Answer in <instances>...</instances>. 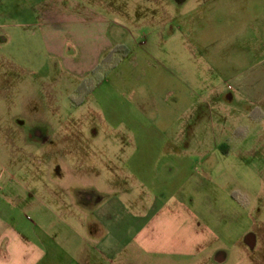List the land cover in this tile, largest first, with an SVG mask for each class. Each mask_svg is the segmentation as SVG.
<instances>
[{
	"label": "rangeland",
	"instance_id": "374dc122",
	"mask_svg": "<svg viewBox=\"0 0 264 264\" xmlns=\"http://www.w3.org/2000/svg\"><path fill=\"white\" fill-rule=\"evenodd\" d=\"M6 1L0 3L3 180L20 194H56L74 214L36 208L27 223L42 215L43 231L68 250L72 264H264V116L248 115L256 107L229 80L261 63L264 42L255 33L264 38V19L246 22L235 9L231 20L225 11L243 2L258 19L264 0H63L89 14L84 26L75 17L56 29L63 32L56 41L79 45L81 62L96 56L97 19L111 25L114 47L85 78L67 74L50 56L55 32L47 7L36 17L17 0ZM255 69L245 78L252 80ZM197 82L219 84V97ZM182 97L186 107L178 110ZM238 128L245 138H236ZM167 143L185 151L169 155ZM145 181L171 191L187 181L181 198L197 201L218 242L194 257L150 253L132 242L137 218L157 198ZM162 194L159 201L169 197ZM99 200L115 206L121 227L116 215L99 213Z\"/></svg>",
	"mask_w": 264,
	"mask_h": 264
},
{
	"label": "crops",
	"instance_id": "0c3cea01",
	"mask_svg": "<svg viewBox=\"0 0 264 264\" xmlns=\"http://www.w3.org/2000/svg\"><path fill=\"white\" fill-rule=\"evenodd\" d=\"M6 2L9 1L7 0ZM17 2L19 9L30 10L31 14L33 13L36 17L41 7L48 8L47 14L50 13V19L48 21L52 24L50 27L53 28L55 32L50 35L51 38L49 41H55L51 42L49 53L51 57H55L59 60L63 70L67 74H72L76 78L87 77L89 74L95 72L101 60L109 54L114 47L111 40L107 38L111 25L102 18L97 19L98 22L95 25L100 34L98 39L101 42H96L97 49L94 53L96 56L92 62L89 61L90 64L83 61L81 62L83 57L79 45H74V43L72 44L69 40L64 43L59 40L56 41L63 33L56 29L59 26L70 27L76 22V20H74L75 17L79 18L76 23L79 25L83 24V26L86 25L88 23L86 22L88 21L86 17L89 16L86 8L75 5V3L67 8V5H63V0H17ZM0 3H2L3 7L7 6L5 0H0ZM235 5L236 8H234L232 4L227 5L225 8L231 20L233 19V15L235 16L233 13L235 9L239 11L242 10L241 16L246 22L251 23L255 20L261 21L262 18L264 19V10L263 14H260L261 17L259 18L261 19H257L250 12L251 7L248 4L242 2L236 3ZM202 6L203 5H200L197 10L200 11L205 9V7L203 6L204 8H202ZM216 9H218V7ZM196 17L199 18L198 15ZM256 32H258L255 33L256 40L264 42V38L262 37L263 32L258 28H256ZM70 46L74 48L73 51H70ZM254 69L255 68L252 70H243L229 80L235 81L234 83L240 91H238V93L239 96L243 98V102L252 104L256 107L254 111H252V114L249 112L248 115L251 117H259L261 106L264 105V53L261 63L259 62L256 67L258 73L251 76L253 78L252 80H250V77L245 78V76H248ZM180 70L181 69L178 71L179 74H181ZM178 80L179 82L176 84L178 87V95L180 93L184 95L187 89L186 84L182 81L180 82V77H178ZM197 83L196 88L204 91L206 90V92L210 91L215 97H219L221 93L219 91V87H221L219 84ZM225 83L226 81L222 82L223 85H225ZM228 86H230L229 82ZM175 106L178 110H180L181 107L184 109V107H186L185 99H183V97L177 98ZM229 112L231 113V111ZM167 117L170 118L171 115ZM171 118L172 121L175 119L174 117ZM242 129L243 128H238L235 132L237 139L241 137L245 138L246 134L245 132L243 133ZM167 137L174 139L172 134L167 135ZM227 141L229 140H226V142ZM225 145L226 143H224L222 147ZM167 146V153L169 155L179 154L185 151L182 150V152H180V147L175 146L173 143H167ZM0 151H2V149H0ZM0 169V264H72V261L69 260L70 256L68 250L59 247L55 238L47 235L43 231L46 227L43 228L44 225L41 222L42 215L37 217L38 220L36 222L30 221L27 223L26 221V214L28 212H33L36 208L39 212H41L40 209H48L47 211L51 210L52 214L56 215L57 212L54 209L59 206L65 208L64 211H66L67 215H74L71 209H68L67 205L64 207V200H60L56 194L52 198V196H34L30 194V192L27 194L15 192L17 189H11L10 187L11 181L3 180L4 165L1 162ZM154 182L155 181H145L146 185H149L148 187L151 194L159 198V196L163 195V191L167 193L169 197L161 201L156 198V202L152 205L149 213L146 215L140 214L141 218L137 219L142 220L138 228L135 229L136 236L132 239V242L135 241L140 248L146 252L156 254L170 253L188 257L197 256L212 248L218 242L219 237L206 222L201 220L205 217L204 212L200 211L201 209L196 206L197 201L194 199H191L190 201L192 204H189L185 203L181 198L185 191L184 186L187 181H177V185L172 191L169 190V187H162L159 189L153 184ZM158 192L159 194H157ZM86 200H88V203L94 201L89 196ZM98 203L99 213L108 219L116 215L118 226L121 227L122 222L120 220V214H116L115 206H113L114 209H112V206L108 204L100 206V203H102L100 200ZM111 213L113 215H111ZM116 216H114L115 219ZM115 223L114 220V224ZM218 261L224 262V258H218Z\"/></svg>",
	"mask_w": 264,
	"mask_h": 264
},
{
	"label": "trees",
	"instance_id": "16d2710c",
	"mask_svg": "<svg viewBox=\"0 0 264 264\" xmlns=\"http://www.w3.org/2000/svg\"><path fill=\"white\" fill-rule=\"evenodd\" d=\"M98 71V70H97ZM263 113L260 111V117L259 118H263ZM224 148H226V145L225 146H223Z\"/></svg>",
	"mask_w": 264,
	"mask_h": 264
}]
</instances>
